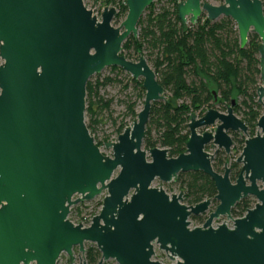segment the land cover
<instances>
[{"label": "water", "instance_id": "95a60500", "mask_svg": "<svg viewBox=\"0 0 264 264\" xmlns=\"http://www.w3.org/2000/svg\"><path fill=\"white\" fill-rule=\"evenodd\" d=\"M154 1L125 0L127 18L115 28V8L104 7L99 21L84 0H0V264H57L63 253L74 264V248L84 253L86 243L97 245L99 264H174L153 261L154 244L176 264H264V112L257 123L261 132L245 140L237 159L242 168L235 183L226 163L224 174L218 173L206 151L213 143L230 154L229 133L248 135L234 113L235 100L226 113L191 114L187 149L179 157L162 148L143 150L152 107L166 100L165 89L143 55L133 62L121 52ZM263 1L216 6L186 0L178 3V15L191 24L203 12L211 22L232 19L242 49L250 33L260 38L258 103L264 105ZM109 67L141 79L145 91L137 120L117 142L105 143L112 158L101 153L85 123L87 85ZM217 123L214 133L198 132ZM190 172L211 178L219 203L203 227L193 229L190 218L208 212L212 201L186 206L182 191L170 196L153 186ZM104 190L102 210L89 227L68 219L72 206ZM247 197L258 203L234 219L233 228H213L215 219H232L233 208Z\"/></svg>", "mask_w": 264, "mask_h": 264}, {"label": "trees", "instance_id": "16d2710c", "mask_svg": "<svg viewBox=\"0 0 264 264\" xmlns=\"http://www.w3.org/2000/svg\"><path fill=\"white\" fill-rule=\"evenodd\" d=\"M175 1L169 0L170 7L162 8L158 14L155 13V5H152L147 19L142 17L139 22L138 26L142 27L140 39L132 37L123 44V50L135 46L138 54L147 52L158 82L165 91L172 93L174 100L188 98L190 101L189 104L184 101L179 105L168 101L155 103L146 128L144 147L147 150L167 149L170 158L184 154L190 138L188 125L191 112L210 108L214 93L219 96V103L226 111L235 99V102L239 97L245 99L242 103L247 111L243 122L248 126L249 137H254V128L262 116L261 106L256 102L259 80L262 79L259 38L252 36V41L242 49L239 34L233 30V20L225 17L220 22H211L203 17L196 26L187 25L180 20ZM121 10L127 13L125 5H121ZM209 85L215 86V91ZM94 88L89 81V98L93 96ZM239 110L237 102L234 113ZM86 113H94L91 102ZM123 131L124 127H121L119 133ZM241 143L244 144L245 140ZM232 167L230 177L236 180L241 170L236 163ZM177 181L185 191V201L189 206L217 196L214 182L202 172L181 173ZM252 206V201L243 199L232 213L234 217L242 218ZM100 259L101 253L97 249L91 250L87 256L88 264H99Z\"/></svg>", "mask_w": 264, "mask_h": 264}, {"label": "rangeland", "instance_id": "374dc122", "mask_svg": "<svg viewBox=\"0 0 264 264\" xmlns=\"http://www.w3.org/2000/svg\"><path fill=\"white\" fill-rule=\"evenodd\" d=\"M183 1L185 2L186 0H176L175 2L176 4H178ZM202 3H210L216 6H220L224 3V0H202ZM84 4L87 9L92 10L93 15L96 16L99 21L102 20L104 7L107 6V8H115L116 15L112 20V26L115 28H120V26L123 25L122 23L125 22L128 15V12L125 13L121 10V5H125V0H111V1L84 0ZM153 5H155V13L157 14L161 11L162 8L170 7L169 0H155ZM148 14H149V10H147L144 13L143 15L144 20L147 19ZM203 17H207L206 12H203V14L200 16L199 19ZM222 19H224V17H221L214 22H220ZM198 21L195 24H191L188 18V22L186 24L190 26H196ZM232 26H233V30L236 31L238 34V28L236 23L234 22V25ZM141 33H142V27L138 26L137 36L136 37L130 36L127 40H129L132 37L139 40L141 37ZM254 35L257 36L256 34L250 33L248 37V43L252 41V36ZM258 42L261 44L260 38L258 39ZM121 54L125 56L128 60L133 62H137L139 58L143 55L148 61V64L151 66V68L154 69L153 64L148 59L146 51H142L141 53L138 54L135 46H132L131 49L129 50H122ZM2 64L3 61L0 59V66ZM114 68L117 67L106 68L100 74H96L90 79V82L93 84V86H95V88H94L93 96L90 98L88 96L86 97V107L88 108L91 102L94 113L92 115H88V113H85V123L90 131L91 136L94 138L96 145L100 148L101 153L104 156L110 158L113 157V150L107 149L105 143H112L118 141V137L120 135L119 129L121 127H124L125 130L127 127L133 125L134 120H137L138 114L142 111L145 101V99H143L144 90L140 85L142 84V80L141 79L134 80L130 74L124 72L122 69L117 68L116 70H114ZM259 86L260 87L262 86V79L259 80ZM209 87L211 90L215 91V86L209 85ZM164 95L166 97V100L161 102L168 101L174 105L182 104V102L184 101L188 104L190 103L188 98L179 101L174 100L172 98V93L169 91H165ZM219 99L220 98L218 96V100ZM244 100L245 99L243 97L238 98L237 102H238V106L240 107V110L235 113V115L242 121L244 119V113L247 111L242 103ZM256 102H258V98ZM210 106H211L210 108L208 106L205 109H201L200 111H196V112L195 110H193L191 114L194 113L198 118H201L207 113V110L209 109H216L221 113H226V110L223 109L224 105H221L219 101L216 104H214V102H211ZM260 106L263 114L264 105L260 104ZM228 107H230V105H228ZM218 125L219 123L208 128L199 129L198 132L200 134H203L206 131L214 133ZM257 132L260 133L261 130L256 126V128H254L255 136L257 135ZM229 134L234 142L230 154H226L224 149H221L220 151H216L218 149V146L212 147L213 143H211L209 146L206 147V151L209 154L214 155L213 167L215 166V169H217V172L220 174H224L225 172V163L226 166L230 168V170L233 169L232 167L233 164L235 163L238 164L237 159L238 157L241 156L243 148L245 146V143L242 144L241 142L243 140H246L249 136H251L250 133L246 136L243 132H230ZM143 150L148 151L144 147V145H143ZM227 159L228 162H226ZM148 160H150L149 155H148ZM238 166L239 169L241 170L242 164H238ZM119 172L120 169H118L115 172L114 177H116L119 174ZM236 180L231 179L233 183H235ZM153 186L155 188L163 189L170 196L173 194L179 195L180 192L182 191L184 193V200L182 204L189 206L185 201L186 198L185 191L181 189L180 183L177 181V178L170 183H163L157 179L154 182ZM107 195H108L107 190H104L102 194L97 196L95 199L72 206L70 209V215L68 219L75 225H79V223H81L84 227H89L92 223L93 217L100 214L102 210L104 198ZM79 198L80 196H75L73 200H77ZM245 199H248L253 202V206H252L253 208L258 203L254 197H247ZM210 200L212 201V204L208 212L200 216H196V217L192 216L190 218L189 221L191 223L192 229L196 227H203L204 223L208 220L210 213L214 212L216 207L219 205V203L215 199H210ZM234 219H238V218L234 217L233 213H232V219H229L226 216H222L218 219H215L213 221L212 226L213 228H217L224 224L228 228H233ZM154 248L156 250V253L152 259L153 261H164L174 264H176V262L178 261V259L172 260L168 256L170 254L161 251L157 244H154ZM93 249L98 250L97 245L93 243L85 244L84 253L80 252L79 248H74L73 250V255L75 258L74 264H80L83 260L87 261V256L89 252ZM69 259H70L69 256L66 253H63L59 258L57 264H70ZM104 264H118V263L114 260H110L105 262Z\"/></svg>", "mask_w": 264, "mask_h": 264}, {"label": "flooded vegetation", "instance_id": "af4514ba", "mask_svg": "<svg viewBox=\"0 0 264 264\" xmlns=\"http://www.w3.org/2000/svg\"><path fill=\"white\" fill-rule=\"evenodd\" d=\"M240 174V173H239Z\"/></svg>", "mask_w": 264, "mask_h": 264}]
</instances>
